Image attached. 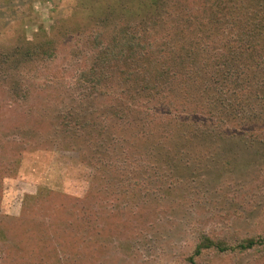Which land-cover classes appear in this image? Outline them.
<instances>
[{"label":"rangeland","instance_id":"rangeland-1","mask_svg":"<svg viewBox=\"0 0 264 264\" xmlns=\"http://www.w3.org/2000/svg\"><path fill=\"white\" fill-rule=\"evenodd\" d=\"M159 1L0 0V264H264V117L195 141L182 66L146 92L143 57L102 65L121 26L228 47L217 0Z\"/></svg>","mask_w":264,"mask_h":264},{"label":"trees","instance_id":"trees-1","mask_svg":"<svg viewBox=\"0 0 264 264\" xmlns=\"http://www.w3.org/2000/svg\"><path fill=\"white\" fill-rule=\"evenodd\" d=\"M237 3L240 4L241 11H245V15L239 19L240 8L235 9ZM157 4L158 8L163 5L159 0H138L135 9H133L134 3L126 4L123 7V13H119L116 18L120 16L119 19L129 21L135 17L133 13L137 16L135 18H153L156 16L154 11ZM215 5L223 11H228L224 13L227 16L230 12L229 27L237 28L234 29L236 35L232 36L230 35L234 33H228V35L227 28L223 31L229 36L226 48H218L211 42L209 44L208 34L210 33L201 28L203 22L199 21L200 17L192 16L189 22L193 19L198 22L199 26L196 24L194 26L198 28L199 33L205 35L204 38L195 35L194 28L191 29L190 37L182 38L183 31L176 32L175 28L174 32L170 30V33L174 34L161 37L162 41L156 46L161 49L172 46V50L176 48L177 53L171 50L169 53L161 50L154 52L155 47L152 43H148L149 47L143 43L141 32L134 34L125 30V26H121L118 29L120 31L114 37L117 41L112 47H108L102 56V65L115 64V67L120 65L118 61L122 57L129 61L138 56L143 57L147 66H150L152 72L155 73L153 74L155 78H152V73L148 72L149 69L144 72L146 75L143 73L144 78L140 86L146 92L156 87V81L163 80L165 76L168 78L169 74L172 75L171 69L165 65L167 60H163L164 58H172L171 64L174 70L176 66H182L177 70H180L182 75L185 74L186 94L188 95V107L185 109L186 116L183 120L190 125L189 134L193 131L194 135L196 134L195 137L200 136L197 140L195 139L200 142H203L202 139L208 141L227 136L236 137L237 134L233 132V128L238 129V125L243 122L252 123L251 119L256 116L264 117V0H217ZM206 8L210 9L209 6ZM148 21L154 24L160 22L156 18ZM156 36L159 37L162 34ZM142 70H145L144 67ZM175 74L177 75L176 70ZM239 127H248L252 130L253 125ZM152 132L155 134L154 131ZM143 137L146 138L145 135ZM127 198H129L128 194L125 196V199ZM254 244L255 241L250 240L244 248H250Z\"/></svg>","mask_w":264,"mask_h":264}]
</instances>
